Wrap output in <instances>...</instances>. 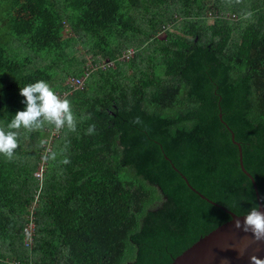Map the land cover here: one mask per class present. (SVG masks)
Masks as SVG:
<instances>
[{"label":"trees","instance_id":"trees-1","mask_svg":"<svg viewBox=\"0 0 264 264\" xmlns=\"http://www.w3.org/2000/svg\"><path fill=\"white\" fill-rule=\"evenodd\" d=\"M89 69L39 181L55 125L7 127L20 88L61 96ZM0 128L18 142L0 154V264H169L223 211L194 189L249 211L255 180L264 203V0H0Z\"/></svg>","mask_w":264,"mask_h":264},{"label":"water","instance_id":"water-1","mask_svg":"<svg viewBox=\"0 0 264 264\" xmlns=\"http://www.w3.org/2000/svg\"><path fill=\"white\" fill-rule=\"evenodd\" d=\"M231 137L233 142L239 146L240 165L244 168L241 144L234 140L233 134ZM250 177H252L251 174ZM184 178L186 179L185 176ZM253 182L260 211L264 212V203L260 198L257 183L255 180ZM194 191L206 201L219 206L223 211L219 213L208 233L200 237L169 264H252L250 257L253 255L264 260V240L256 241L251 232H245L243 227H236L237 220L243 225L248 211H228L197 190L194 189Z\"/></svg>","mask_w":264,"mask_h":264},{"label":"clouds","instance_id":"clouds-1","mask_svg":"<svg viewBox=\"0 0 264 264\" xmlns=\"http://www.w3.org/2000/svg\"><path fill=\"white\" fill-rule=\"evenodd\" d=\"M20 95L25 98L22 103L26 107L23 111L14 114V118L7 125L9 129H19L22 126L31 129L33 126H38L39 118L43 117L57 128L67 122L68 127L75 130V118L70 101L61 99L46 81L40 80L20 88ZM88 132H94V126H90ZM17 147L16 133L11 131L6 133L0 128V154L11 160ZM236 227H243L245 232H251L256 241L264 240V212L260 211V206H254L248 211L243 225L237 220ZM250 260L252 264H264V260L254 255Z\"/></svg>","mask_w":264,"mask_h":264},{"label":"built area","instance_id":"built-area-1","mask_svg":"<svg viewBox=\"0 0 264 264\" xmlns=\"http://www.w3.org/2000/svg\"><path fill=\"white\" fill-rule=\"evenodd\" d=\"M132 54H133L132 51L131 50H128L121 57V59H127ZM106 63H107L108 66L111 65L110 62H104L103 64L105 65ZM101 66H103V65H101ZM96 67L99 68L100 65L99 66L97 65ZM96 67H95V69H96ZM88 76H89V71L87 70L83 74V76H81L79 78L71 77L69 79V82L67 83V85L70 87V91L69 92H71L73 90H76V89H82L83 86H84V82H85V80L87 79ZM65 95H66V93H65ZM65 95H61L59 97L61 99H64V96ZM58 129L59 128H57L56 126H54L53 130L51 131V135L46 140L45 148L43 150L42 155L40 156V161L38 162V168L33 172V176L36 177V179H38L39 181L42 180L44 171L46 169V154H47V151L49 150V144L51 142L52 135H54L58 131ZM37 203H38V196L36 195L34 201L32 202V204L28 208V212H29L28 217H27L28 222L25 224V226L23 228V240H24V243L27 246H31V244L33 242L34 234H35V222H34V214L33 213L35 211L34 209H35V206L37 205ZM27 264H33V263L31 261H29Z\"/></svg>","mask_w":264,"mask_h":264},{"label":"rangeland","instance_id":"rangeland-1","mask_svg":"<svg viewBox=\"0 0 264 264\" xmlns=\"http://www.w3.org/2000/svg\"><path fill=\"white\" fill-rule=\"evenodd\" d=\"M207 22H208V23H211V22H212V19L209 18V19L207 20ZM66 33H68V35H69V33H70V29H69L68 27H67ZM164 36H165V35H164V32H162L160 37L163 38ZM75 48H76L77 55L83 56V57L85 58V63H86V64H90V62H91L90 55H85V51H84L85 48L82 47V43H81V42L78 43V44L76 45ZM130 53H131V52H130ZM104 62H105V61H104ZM104 62H102V63H104ZM102 63H100V64H98V65L101 66ZM90 66H91V64H90ZM101 68H103V66H101ZM69 79H70V77H68L67 80L65 81L66 84L69 82ZM44 140L46 141L47 139H44ZM12 264H16V262H14V263H12ZM17 264H18V263H17Z\"/></svg>","mask_w":264,"mask_h":264},{"label":"crops","instance_id":"crops-1","mask_svg":"<svg viewBox=\"0 0 264 264\" xmlns=\"http://www.w3.org/2000/svg\"><path fill=\"white\" fill-rule=\"evenodd\" d=\"M94 70H95V69H89V70H88V71H89V76H90V73H92ZM89 76L87 77V79L89 78ZM87 79L85 80L84 85H85ZM84 87H85V86H83V88H84ZM83 88H82V89H83ZM69 93H70L69 91L66 92V95L69 94ZM64 95H65V93H64ZM66 95H65V96H66ZM65 96H64V97H65Z\"/></svg>","mask_w":264,"mask_h":264}]
</instances>
